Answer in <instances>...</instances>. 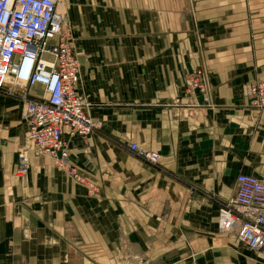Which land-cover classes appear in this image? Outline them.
<instances>
[{
  "label": "crops",
  "instance_id": "1",
  "mask_svg": "<svg viewBox=\"0 0 264 264\" xmlns=\"http://www.w3.org/2000/svg\"><path fill=\"white\" fill-rule=\"evenodd\" d=\"M56 7L95 123L87 137L63 133L84 182L33 154L19 90L0 92V264H122L123 254L138 264H264L217 229L236 175L264 181V109L250 108L245 90L264 80V0ZM22 146L29 162L19 175ZM146 151L158 153L155 164Z\"/></svg>",
  "mask_w": 264,
  "mask_h": 264
},
{
  "label": "built area",
  "instance_id": "2",
  "mask_svg": "<svg viewBox=\"0 0 264 264\" xmlns=\"http://www.w3.org/2000/svg\"><path fill=\"white\" fill-rule=\"evenodd\" d=\"M57 1L0 0V92L19 90L25 138L33 154L48 157L83 183L84 178L68 164L63 133L66 128L70 138L87 137L95 123L85 112L88 103L77 92L78 53ZM204 77L203 71L196 69L192 84L200 87L198 79L202 85ZM8 78L10 83H6ZM35 86L42 88V94L30 96L28 90ZM246 95L250 108L264 109V80H254ZM136 148L135 143L130 145L131 150ZM142 156L151 164L159 158L155 151ZM28 162V149L22 146L17 154L19 175L26 172ZM235 183L233 194L218 208L217 229L264 257V181L238 173Z\"/></svg>",
  "mask_w": 264,
  "mask_h": 264
},
{
  "label": "rangeland",
  "instance_id": "3",
  "mask_svg": "<svg viewBox=\"0 0 264 264\" xmlns=\"http://www.w3.org/2000/svg\"><path fill=\"white\" fill-rule=\"evenodd\" d=\"M255 80H257V79H255ZM252 82H254V80L251 81L250 83H247L245 90L248 89V87L250 86V84ZM247 253L249 255H257L256 253L249 251V250H247ZM122 256L124 257L122 264H138L139 263V260L136 258V256L134 254H123ZM192 263L200 264L202 262L198 263V261L194 260L193 258H190L187 261L179 260L177 262H174V263L170 262L167 264H192Z\"/></svg>",
  "mask_w": 264,
  "mask_h": 264
},
{
  "label": "bare ground",
  "instance_id": "4",
  "mask_svg": "<svg viewBox=\"0 0 264 264\" xmlns=\"http://www.w3.org/2000/svg\"><path fill=\"white\" fill-rule=\"evenodd\" d=\"M11 79L8 78V80L6 81V83H10ZM261 254V253H260ZM262 255V254H261ZM263 256V255H262Z\"/></svg>",
  "mask_w": 264,
  "mask_h": 264
}]
</instances>
